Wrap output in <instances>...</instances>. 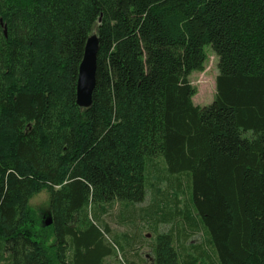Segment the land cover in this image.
I'll list each match as a JSON object with an SVG mask.
<instances>
[{
  "label": "trees",
  "instance_id": "16d2710c",
  "mask_svg": "<svg viewBox=\"0 0 264 264\" xmlns=\"http://www.w3.org/2000/svg\"><path fill=\"white\" fill-rule=\"evenodd\" d=\"M91 32L95 86L81 107ZM206 45L218 72L200 105L189 75ZM149 168L176 194L162 192L172 209L142 208L149 228L170 222L152 229L150 264H264V0H0V264H104L115 245L114 264H145L95 211L142 202ZM41 188L47 225L29 203ZM195 216L206 246L182 240Z\"/></svg>",
  "mask_w": 264,
  "mask_h": 264
},
{
  "label": "rangeland",
  "instance_id": "374dc122",
  "mask_svg": "<svg viewBox=\"0 0 264 264\" xmlns=\"http://www.w3.org/2000/svg\"><path fill=\"white\" fill-rule=\"evenodd\" d=\"M207 51V60L204 64V68L202 70H193L190 75V81L195 86L196 92L192 96V100L195 104L204 105L212 101L215 93V77L218 72L217 69V56L214 53L211 45H206ZM148 189L146 198L142 202H136L132 204L131 202L114 200L110 203H101L99 207H97V213L101 216V218L105 221V224L109 226L110 232L108 237L112 240L115 236L120 237L121 239L125 236V238L130 239L133 248L129 249L128 258L138 259V256L135 255V251H138L142 257L146 258L145 264L151 263V249L150 243L154 240V234L152 229L165 230L170 226V222L168 223H158L156 226L148 227V223L146 222L147 218L140 217L142 208H146L150 203H154L159 201V205L165 204L169 208L168 200H162L165 196L162 192L167 191V198L172 199L175 196V192H173L172 188L166 186L168 184L167 174L163 171H158L154 168L148 169ZM166 174V175H165ZM167 187V188H166ZM187 192H184L183 195L179 194L177 197L181 200V202L185 201L187 196ZM163 196V198H162ZM175 198V197H174ZM187 201V200H186ZM30 205L35 209L38 216H40L41 222L46 219L47 215H49V193L46 188H41L37 192H35L30 198ZM90 208V207H89ZM91 213L94 212L93 207L91 206ZM161 210H158V213ZM157 213V214H158ZM131 219L132 216L136 217L139 221L140 229L139 237L137 239H131L130 233L133 232V228L131 227V222L128 218L120 219L119 217L127 216ZM176 221L182 222V218L180 216H176ZM197 228L191 231L190 234H187V239H182L184 242L188 243H201L204 244L205 234L201 228V224L197 217H194ZM185 228V226H182ZM189 228L186 226V231ZM115 234V235H114ZM118 239V238H117ZM124 242V240H123ZM115 245V244H114ZM205 245V244H204ZM203 245V246H204ZM206 246V245H205ZM116 253L113 256L105 257L104 264H114L120 263L123 261L121 257V251L118 246L115 245ZM114 260V263H113ZM110 262V263H109Z\"/></svg>",
  "mask_w": 264,
  "mask_h": 264
},
{
  "label": "water",
  "instance_id": "95a60500",
  "mask_svg": "<svg viewBox=\"0 0 264 264\" xmlns=\"http://www.w3.org/2000/svg\"><path fill=\"white\" fill-rule=\"evenodd\" d=\"M99 17V22H100ZM99 39L96 32H91L85 43L82 59L79 63L76 82V102L81 107H88L92 103V93L95 86V70ZM51 222L50 214L47 215L43 224Z\"/></svg>",
  "mask_w": 264,
  "mask_h": 264
}]
</instances>
